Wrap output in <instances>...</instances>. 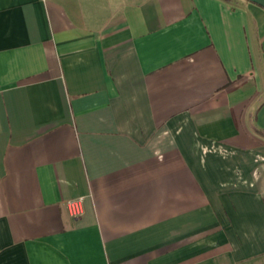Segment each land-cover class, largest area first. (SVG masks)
Masks as SVG:
<instances>
[{"label": "crops", "instance_id": "obj_1", "mask_svg": "<svg viewBox=\"0 0 264 264\" xmlns=\"http://www.w3.org/2000/svg\"><path fill=\"white\" fill-rule=\"evenodd\" d=\"M0 264H264V9L0 0Z\"/></svg>", "mask_w": 264, "mask_h": 264}, {"label": "built area", "instance_id": "obj_2", "mask_svg": "<svg viewBox=\"0 0 264 264\" xmlns=\"http://www.w3.org/2000/svg\"><path fill=\"white\" fill-rule=\"evenodd\" d=\"M82 199H74L67 202V209L69 215L73 218H77L82 213Z\"/></svg>", "mask_w": 264, "mask_h": 264}, {"label": "water", "instance_id": "obj_3", "mask_svg": "<svg viewBox=\"0 0 264 264\" xmlns=\"http://www.w3.org/2000/svg\"><path fill=\"white\" fill-rule=\"evenodd\" d=\"M246 1L256 4L264 9V0H246Z\"/></svg>", "mask_w": 264, "mask_h": 264}]
</instances>
